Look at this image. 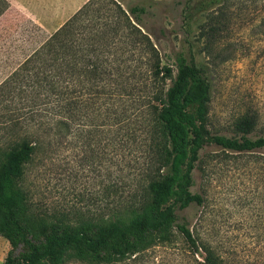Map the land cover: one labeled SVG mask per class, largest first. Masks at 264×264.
<instances>
[{"label": "rangeland", "instance_id": "374dc122", "mask_svg": "<svg viewBox=\"0 0 264 264\" xmlns=\"http://www.w3.org/2000/svg\"><path fill=\"white\" fill-rule=\"evenodd\" d=\"M87 1L7 0L8 9L0 17V85ZM117 1L128 13L135 5L148 8L142 30L156 46L161 63L172 66L174 74L180 52L202 63L212 82L208 122L213 132L236 135L239 121L250 117L255 120L250 135H264V0H220L200 13L190 34L183 27L184 0ZM128 36L125 30L118 55L138 64L146 78L149 56L133 48ZM100 89L101 84L93 95L84 94L78 114L67 116L69 125L62 135L56 127L49 130L38 121L32 125L38 148L18 181L26 199L19 217L41 247L50 233L84 224L106 225L114 211H120L121 222H128L135 217L129 205L136 189L150 200L146 188L153 172L150 168L145 175L137 174L145 160L138 156L149 157L154 150L142 142L120 148L121 128L132 131L140 125L121 127L114 115L107 117L118 106L114 97L119 92L113 90L110 99ZM4 106L0 127L5 125ZM0 137L1 164L19 140L2 133ZM194 180L192 191L202 194L205 202L178 210V222H186L194 234L209 241L228 264H264V147L236 152L210 145L202 151ZM177 236L173 244L149 249L146 264H195L192 254L183 250L182 236ZM26 251L24 243L0 235V264L10 256L21 258ZM66 264L138 263L71 258Z\"/></svg>", "mask_w": 264, "mask_h": 264}, {"label": "trees", "instance_id": "16d2710c", "mask_svg": "<svg viewBox=\"0 0 264 264\" xmlns=\"http://www.w3.org/2000/svg\"><path fill=\"white\" fill-rule=\"evenodd\" d=\"M219 2L184 0L186 32L192 33L200 13ZM7 9V0H0V17ZM148 11L146 6L135 5L128 13L117 0H88L0 85V106L6 108L0 133L19 140L0 164V235L27 246L21 258L10 256L4 264H66L71 258L92 262L132 259L146 264L148 250L173 244L177 233L185 243L184 252L192 254L195 264H228L209 241L194 234L186 222H178L177 211L205 202L192 187L196 183L194 170L206 147L215 144L249 152L264 147V135H250L255 126L250 117L239 121L236 135L211 130L212 82L206 69L196 56L189 58L183 52L176 57V74L172 66L162 64L156 46L142 30ZM125 30L131 36V46L149 56L144 64L146 78L138 64L118 55ZM100 84L98 92L110 99L113 90L119 92L114 97L118 106L106 116L114 115L121 127L140 125L132 131L121 128L120 148L142 142L154 150L149 157L146 153L138 156L145 160L137 174L145 175L150 168L153 172L146 188L150 200L136 189L129 205L135 217L128 222H121L120 211H114L106 225L84 224L50 233L41 247L19 217L26 199L18 181L38 148L32 125L38 121L49 130L56 127L62 135L69 125L67 116L77 115L84 94L93 95ZM3 145L0 141V147Z\"/></svg>", "mask_w": 264, "mask_h": 264}]
</instances>
